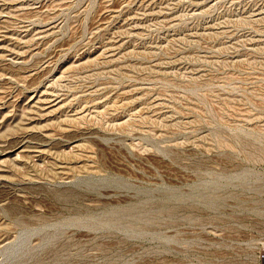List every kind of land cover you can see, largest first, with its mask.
Listing matches in <instances>:
<instances>
[{"label":"rangeland","instance_id":"374dc122","mask_svg":"<svg viewBox=\"0 0 264 264\" xmlns=\"http://www.w3.org/2000/svg\"><path fill=\"white\" fill-rule=\"evenodd\" d=\"M0 264H264V0H0Z\"/></svg>","mask_w":264,"mask_h":264}]
</instances>
